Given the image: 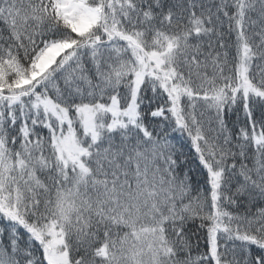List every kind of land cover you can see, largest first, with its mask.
Listing matches in <instances>:
<instances>
[{
	"label": "snow or ice",
	"instance_id": "6c2138e0",
	"mask_svg": "<svg viewBox=\"0 0 264 264\" xmlns=\"http://www.w3.org/2000/svg\"><path fill=\"white\" fill-rule=\"evenodd\" d=\"M258 201L264 0H0V264H264Z\"/></svg>",
	"mask_w": 264,
	"mask_h": 264
},
{
	"label": "trees",
	"instance_id": "16d2710c",
	"mask_svg": "<svg viewBox=\"0 0 264 264\" xmlns=\"http://www.w3.org/2000/svg\"><path fill=\"white\" fill-rule=\"evenodd\" d=\"M235 119V117L233 116V120ZM231 126V125H230ZM238 130V129H237ZM260 206H264V202H257L254 206H253V212H255L256 211V208L257 207H260Z\"/></svg>",
	"mask_w": 264,
	"mask_h": 264
}]
</instances>
